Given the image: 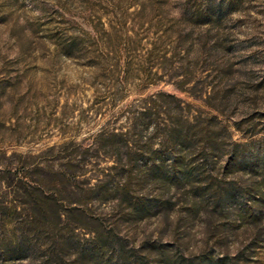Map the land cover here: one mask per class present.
<instances>
[{
    "label": "rangeland",
    "instance_id": "obj_1",
    "mask_svg": "<svg viewBox=\"0 0 264 264\" xmlns=\"http://www.w3.org/2000/svg\"><path fill=\"white\" fill-rule=\"evenodd\" d=\"M0 264H264V0H0Z\"/></svg>",
    "mask_w": 264,
    "mask_h": 264
},
{
    "label": "trees",
    "instance_id": "obj_2",
    "mask_svg": "<svg viewBox=\"0 0 264 264\" xmlns=\"http://www.w3.org/2000/svg\"><path fill=\"white\" fill-rule=\"evenodd\" d=\"M181 153V152H180ZM180 153L179 154H177V156H176V159H175V165L176 164H181V166L183 167V165L185 164V161H183L184 160V157H182V156H180ZM179 171V170H178ZM181 173H183V172H181Z\"/></svg>",
    "mask_w": 264,
    "mask_h": 264
}]
</instances>
